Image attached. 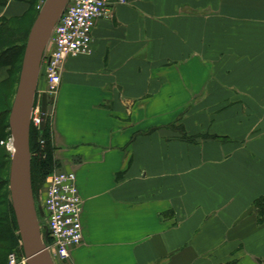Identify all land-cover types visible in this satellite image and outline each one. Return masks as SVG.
Listing matches in <instances>:
<instances>
[{
	"label": "crops",
	"instance_id": "1",
	"mask_svg": "<svg viewBox=\"0 0 264 264\" xmlns=\"http://www.w3.org/2000/svg\"><path fill=\"white\" fill-rule=\"evenodd\" d=\"M127 1L48 96L53 171L83 202L56 264H264V0ZM34 4L0 0V27ZM13 79L0 66V91Z\"/></svg>",
	"mask_w": 264,
	"mask_h": 264
},
{
	"label": "built area",
	"instance_id": "2",
	"mask_svg": "<svg viewBox=\"0 0 264 264\" xmlns=\"http://www.w3.org/2000/svg\"><path fill=\"white\" fill-rule=\"evenodd\" d=\"M119 5L128 4L127 0H115ZM44 0H41L40 9ZM113 0H70L55 25L43 54L42 68L45 90L48 96L57 93L61 83L63 63L68 58L91 54L92 32L98 19L107 17L108 7ZM38 91L33 105L30 123L41 132V95ZM11 139L7 142L10 152ZM42 148L44 140L39 139ZM3 144L0 142V145ZM83 202L72 172L53 171L47 178L41 208L44 212L47 234L45 250L55 263L68 261L71 251L81 245ZM42 230V227H41ZM7 264H26L22 255L12 252Z\"/></svg>",
	"mask_w": 264,
	"mask_h": 264
},
{
	"label": "water",
	"instance_id": "3",
	"mask_svg": "<svg viewBox=\"0 0 264 264\" xmlns=\"http://www.w3.org/2000/svg\"><path fill=\"white\" fill-rule=\"evenodd\" d=\"M70 0H45L27 36L15 95L12 101L8 130L11 160L8 176V201L11 205L21 249L26 264H54L45 250L47 234H41L31 184L30 116L40 76L44 50L52 31ZM50 112L46 93L41 95V124L43 130Z\"/></svg>",
	"mask_w": 264,
	"mask_h": 264
},
{
	"label": "trees",
	"instance_id": "4",
	"mask_svg": "<svg viewBox=\"0 0 264 264\" xmlns=\"http://www.w3.org/2000/svg\"><path fill=\"white\" fill-rule=\"evenodd\" d=\"M31 11V9H30ZM36 15L31 19L28 26L25 23L17 24L15 27L10 24H4L0 27V66L10 67L13 73V87L17 86L18 76H15L18 58L21 59L25 46V40L28 36L29 29ZM20 62V61H19ZM20 71V65L17 68ZM14 89L11 93L6 90L0 91V183L4 187L8 184L9 166L11 153L7 149V142L10 137L8 130V117L11 109ZM45 141L44 148L39 146V139ZM30 153H31V184L33 192L36 187L42 186L45 189L46 178L53 172L55 163L53 161V148L51 147L49 132L44 128L42 132L37 133L34 128H30ZM8 189L5 193H0V219L4 225L0 224V264H7V257L12 253L19 237L15 233L17 228L15 225L14 214L8 201ZM5 196V198H4ZM4 201V202H3ZM5 205V206H4ZM253 212L257 223L264 224V196L257 199L253 203ZM7 244V245H6ZM227 264H237L232 261Z\"/></svg>",
	"mask_w": 264,
	"mask_h": 264
},
{
	"label": "rangeland",
	"instance_id": "5",
	"mask_svg": "<svg viewBox=\"0 0 264 264\" xmlns=\"http://www.w3.org/2000/svg\"><path fill=\"white\" fill-rule=\"evenodd\" d=\"M39 3V4H38ZM38 6V7H37ZM39 6H40V2L38 1V0H35V4L34 5H32L31 6V11H30V15H29V20L27 19V23H26V25L25 26H27V29H28V26H29V24H30V22H31V19L34 17V15H37V13H38V11H39ZM30 30V29H29ZM26 40H27V38H26ZM26 40H25V45H26ZM24 49H25V46H24ZM23 53H24V50H23ZM22 57H23V55H22ZM22 57H21V59H19L18 58V62H17V68H18V66L20 65L21 66V61H22ZM20 61V62H19ZM17 68L15 69V76L17 77H19V72H18V70H17ZM37 93H36V98H37ZM36 98H35V100H36ZM35 103V102H34ZM33 128V127H32ZM36 131V130H35ZM37 132V131H36ZM37 133H39V132H37ZM10 160H11V157H10ZM9 176V175H8ZM6 188L8 189V184H7V186L6 187H4V185L2 184V183H0V193H5V190H6ZM37 189H35V191L33 192V198H34V202H35V207L36 208H39V207H41V202H42V197H43V193H44V189H43V185L42 186H39V187H36ZM4 198H5V196H4ZM4 202V201H3ZM5 206V205H4ZM38 221H39V225H40V227H42V230L41 231H44V228H45V225H46V220H45V217H40L39 215H38ZM0 224L3 226L4 225V223H3V221H2V219H0ZM41 229V228H40ZM18 236L19 237V235H18V233L16 232L15 233V236ZM7 245V244H6ZM12 252H15V253H17L18 255H22V249H21V242H20V238L17 240V243H16V245H15V247H14V249H13V251Z\"/></svg>",
	"mask_w": 264,
	"mask_h": 264
},
{
	"label": "bare ground",
	"instance_id": "6",
	"mask_svg": "<svg viewBox=\"0 0 264 264\" xmlns=\"http://www.w3.org/2000/svg\"><path fill=\"white\" fill-rule=\"evenodd\" d=\"M81 226H82V224H81Z\"/></svg>",
	"mask_w": 264,
	"mask_h": 264
}]
</instances>
